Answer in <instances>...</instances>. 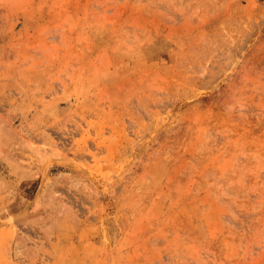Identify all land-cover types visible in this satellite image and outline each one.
<instances>
[{
	"label": "rangeland",
	"instance_id": "1",
	"mask_svg": "<svg viewBox=\"0 0 264 264\" xmlns=\"http://www.w3.org/2000/svg\"><path fill=\"white\" fill-rule=\"evenodd\" d=\"M12 264H264V0H0Z\"/></svg>",
	"mask_w": 264,
	"mask_h": 264
},
{
	"label": "crops",
	"instance_id": "2",
	"mask_svg": "<svg viewBox=\"0 0 264 264\" xmlns=\"http://www.w3.org/2000/svg\"><path fill=\"white\" fill-rule=\"evenodd\" d=\"M13 239L10 228H0V264H12L9 260V251Z\"/></svg>",
	"mask_w": 264,
	"mask_h": 264
}]
</instances>
